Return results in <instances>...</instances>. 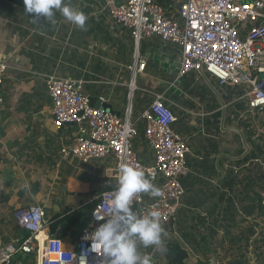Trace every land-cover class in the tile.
Listing matches in <instances>:
<instances>
[{"label":"crops","instance_id":"obj_1","mask_svg":"<svg viewBox=\"0 0 264 264\" xmlns=\"http://www.w3.org/2000/svg\"><path fill=\"white\" fill-rule=\"evenodd\" d=\"M163 1L170 12L178 8L179 0ZM102 2L65 0L87 16L81 29L58 10L55 22L49 23L26 14L23 0H0V64L6 66L0 105V244L21 239L15 210L41 205L50 234L70 247L81 233L74 238L75 228L64 221L67 215L88 209V204L91 211L92 195L112 184L103 174L110 158L86 162L62 158L75 128L54 125L44 84L52 73L82 80L93 106L123 114L133 80L129 69L133 44L129 30L111 21ZM138 50L146 66L134 78L131 98L138 132L132 147L137 158L144 164L153 161L140 115L155 93L164 94L177 118L173 127L190 148L188 173L180 178L184 194L170 223L163 224L165 244L178 242L188 254L186 264H242L238 257L227 263L222 254L232 253L235 245L240 253L242 243L252 250L264 229L263 116L249 110L240 86H220L197 71L175 80L178 46L152 37L141 41ZM189 74L196 80L202 77V82H188ZM183 78L187 83L180 85ZM149 250L153 264L166 263L163 253L154 247ZM255 251L257 258L264 252V242ZM261 256L259 264H264Z\"/></svg>","mask_w":264,"mask_h":264},{"label":"built area","instance_id":"obj_2","mask_svg":"<svg viewBox=\"0 0 264 264\" xmlns=\"http://www.w3.org/2000/svg\"><path fill=\"white\" fill-rule=\"evenodd\" d=\"M102 3L111 21L129 30L133 44V63L129 66L133 80L128 84L129 103L123 114L93 106L83 92L82 80L52 73L45 77L44 84L51 100L54 125L75 128L73 142L62 149V158L80 162L110 158L112 163L104 168L103 174L112 184L94 196L91 220L70 247L61 237L50 234L43 206L15 210L14 220L28 235L0 244V260L8 257L5 264H11L20 255L22 259L33 256L34 264H106L103 254L91 247L90 234L102 222L96 218L106 215L111 206L122 161L142 168L160 193L157 196L138 193L131 205L133 210L139 215L159 212L162 225L175 215L184 194L180 178L188 173L186 155L190 148L173 127L177 118L166 104L164 94L155 93L140 115L143 137L153 161L142 163L132 147L138 133L131 104L134 78L146 66L138 50L141 41L157 37L163 44L178 46L175 80L197 71L209 75L220 86L244 88L242 97L251 112L263 116L264 131V0H179L175 12L166 10L156 0ZM5 71V64H0V105ZM260 203L264 207V183Z\"/></svg>","mask_w":264,"mask_h":264},{"label":"clouds","instance_id":"obj_3","mask_svg":"<svg viewBox=\"0 0 264 264\" xmlns=\"http://www.w3.org/2000/svg\"><path fill=\"white\" fill-rule=\"evenodd\" d=\"M23 4L26 14L43 17L49 23L55 22L57 10L68 22L81 29L87 21L83 12L71 7L65 0H23ZM118 173V187L113 193L111 206L106 215L96 218L102 222L90 234L91 247L103 254L106 264H152L151 255L140 249L154 247L161 253L166 252L160 213L149 211L139 215L131 205L138 193L157 196L159 189L140 167L122 161ZM7 259V256L4 257L0 264H5Z\"/></svg>","mask_w":264,"mask_h":264},{"label":"trees","instance_id":"obj_4","mask_svg":"<svg viewBox=\"0 0 264 264\" xmlns=\"http://www.w3.org/2000/svg\"><path fill=\"white\" fill-rule=\"evenodd\" d=\"M157 3L164 7L163 0H157ZM133 209V208H132ZM46 212V210H45ZM91 220V211L90 209H77L69 212V215L66 217V221L69 226H73L75 228L73 236H79L81 231L89 224ZM63 222V221H62ZM170 223V222H169ZM168 223V224H169ZM22 231L21 239L25 238L28 235V232L25 230ZM166 252L163 253L167 264H186V258L188 256L187 252L180 246V244L174 240H170L165 244ZM31 259V255L27 256V258L22 259V256H17L12 259L11 264H29V260ZM234 264V263H230Z\"/></svg>","mask_w":264,"mask_h":264},{"label":"rangeland","instance_id":"obj_5","mask_svg":"<svg viewBox=\"0 0 264 264\" xmlns=\"http://www.w3.org/2000/svg\"><path fill=\"white\" fill-rule=\"evenodd\" d=\"M169 10V9H168ZM196 76L195 75H192V74H189L186 78L187 79H190L188 82H193V83H196L197 85L198 84H200L201 82H202V77H200L201 79L200 80H196V78H195ZM180 83V85H184L185 83H187V80H185L184 78L183 79H181L180 81H179ZM96 195V194H95ZM94 194L92 195V196H95ZM87 205V204H86ZM86 208H88V209H90L91 208V205L90 204H88L87 206H86ZM6 213L7 214H12L13 213V211H10L9 212V210H7L6 211ZM261 233H262V235L260 236V238H258V239H255L254 240V243H255V246L252 248V250H249L248 248H247V246H245V244H243L242 243V245H239L238 246V248H241V251H240V253L237 251V247H236V245L235 246H233V248H232V250H233V252L232 253H223L222 254V259L225 261V262H229V261H231V260H234V259H237V257L239 258V259H241L243 262H242V264H259V257L261 256V257H263V259H264V252H261L262 254H260V255H258L257 256V258H255V255H257L256 254V251H255V248H256V245L257 244H259V242L260 241H262V242H264V235H263V233H264V229L262 230L261 229ZM232 239H234V238H229V241H230V246H231V244H232ZM249 243H251V241L249 242ZM232 245H234V244H232ZM142 250V252L144 251V252H146V253H149V252H151L150 250H149V248H147V249H144V248H142L141 249ZM242 250H245V253L244 252H242ZM250 251V252H249ZM154 256L152 255L151 256V258H153ZM31 258H33V256H31ZM194 258V257H193ZM19 264H21V262L19 263ZM29 264H34V259H31V260H29ZM157 264H166L165 262L163 263V261H161V262H157Z\"/></svg>","mask_w":264,"mask_h":264},{"label":"water","instance_id":"obj_6","mask_svg":"<svg viewBox=\"0 0 264 264\" xmlns=\"http://www.w3.org/2000/svg\"><path fill=\"white\" fill-rule=\"evenodd\" d=\"M261 77H262V76H261ZM102 106H103V107H105V105H104V104H102ZM215 264H216V263H215Z\"/></svg>","mask_w":264,"mask_h":264}]
</instances>
